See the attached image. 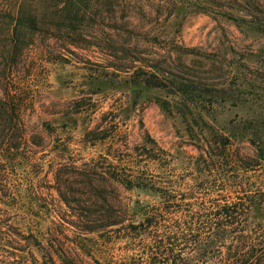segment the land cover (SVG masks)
Returning <instances> with one entry per match:
<instances>
[{
	"label": "trees",
	"instance_id": "1",
	"mask_svg": "<svg viewBox=\"0 0 264 264\" xmlns=\"http://www.w3.org/2000/svg\"><path fill=\"white\" fill-rule=\"evenodd\" d=\"M99 1L44 0L34 7L25 0L15 21L2 28L0 153L6 146L20 150L25 142L22 101L13 95L11 72L31 47L48 48L53 40L64 50L98 48L119 60L131 58L127 69L113 67L129 73L132 105L143 99L178 114L198 155L179 164L174 154L148 137L152 147L133 148L129 155L117 156L115 164L60 163L54 171L59 197L37 201L39 213L53 220V228L34 238L43 255L41 264H82L72 251L64 252L70 234L97 235L105 246H129L130 256L114 264H264V116L254 111L245 119L223 120L220 108L223 113L247 110L239 90L180 80L168 71L172 78L160 77L158 66L141 58L149 43L129 32L123 36L117 26L118 15L130 2ZM87 136L108 139L99 138L102 129ZM246 143L252 155L242 152ZM55 153L63 159L67 148Z\"/></svg>",
	"mask_w": 264,
	"mask_h": 264
},
{
	"label": "rangeland",
	"instance_id": "2",
	"mask_svg": "<svg viewBox=\"0 0 264 264\" xmlns=\"http://www.w3.org/2000/svg\"><path fill=\"white\" fill-rule=\"evenodd\" d=\"M22 1L0 0V34L15 21ZM42 1L30 0L31 6ZM126 1L130 4L118 15L117 26L123 36L129 32L149 43L141 58L156 64L160 77L177 75L180 80L239 90L247 110L223 113L220 108L223 120L245 119L254 111L264 116V0ZM38 47L25 52L9 77L13 95L22 101L25 142L20 150L6 146L0 153V264L42 263L34 238L44 236L53 220L39 213L37 201L59 197L54 171L60 163L70 159L78 167L115 164L117 156L129 155L133 148L152 147L148 137L174 154L179 164L198 155L178 114L141 98L139 105H132L130 75L113 67L127 69L131 58L120 61L98 48H69L70 53L53 40L48 48ZM96 129L103 130L99 138L108 139L87 136ZM245 145L242 152L252 155L253 148ZM64 147L66 156L58 158L55 151ZM65 242L64 252L72 251L82 264H114L130 256L129 246H105L97 235L70 234Z\"/></svg>",
	"mask_w": 264,
	"mask_h": 264
}]
</instances>
